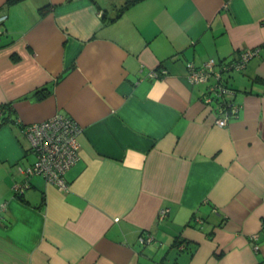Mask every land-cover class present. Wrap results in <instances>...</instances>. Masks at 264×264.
Returning a JSON list of instances; mask_svg holds the SVG:
<instances>
[{
	"label": "crops",
	"instance_id": "crops-1",
	"mask_svg": "<svg viewBox=\"0 0 264 264\" xmlns=\"http://www.w3.org/2000/svg\"><path fill=\"white\" fill-rule=\"evenodd\" d=\"M125 1L0 0V264H264V0ZM210 59L244 64L224 128L188 76ZM56 115L61 186L21 133Z\"/></svg>",
	"mask_w": 264,
	"mask_h": 264
},
{
	"label": "built area",
	"instance_id": "built-area-1",
	"mask_svg": "<svg viewBox=\"0 0 264 264\" xmlns=\"http://www.w3.org/2000/svg\"><path fill=\"white\" fill-rule=\"evenodd\" d=\"M5 20L6 16L0 14V36L3 34ZM252 55L251 52L246 53L242 57L244 63ZM243 65L240 62H234V64L222 62L219 64L214 59H210L198 69L188 65L189 80L192 85H200L205 88L201 100L216 112L218 117L215 123L218 127L227 126L228 120L237 116L239 112L238 107L232 104L233 93L224 83L223 72L240 70ZM152 75L157 77V73ZM80 132L81 130L71 118L62 115H56V117L41 124L23 127L21 133L28 140L31 154L35 157L34 164L27 171H24L25 177L41 176L52 184L63 185V175L80 158L78 142ZM16 191L20 192V189H16ZM152 241V238L148 236L140 242L147 244Z\"/></svg>",
	"mask_w": 264,
	"mask_h": 264
},
{
	"label": "trees",
	"instance_id": "trees-1",
	"mask_svg": "<svg viewBox=\"0 0 264 264\" xmlns=\"http://www.w3.org/2000/svg\"><path fill=\"white\" fill-rule=\"evenodd\" d=\"M21 1H24V0H8V5L12 6L15 3H18ZM141 1H145V0H126L125 3L123 4V6L119 9H117V13H116L115 18L120 17L127 9H129L131 6L135 5V3H138ZM41 11L45 12V9H41ZM111 20H113V18ZM48 94H49V91L45 87H42V89H39L35 92V96H37L39 100H43L45 97L48 96ZM2 110H6V108L2 107ZM172 246L176 247L177 249H180V247L185 246V244L183 242H181L180 240H178V238H175ZM258 264H260V263H258Z\"/></svg>",
	"mask_w": 264,
	"mask_h": 264
},
{
	"label": "rangeland",
	"instance_id": "rangeland-1",
	"mask_svg": "<svg viewBox=\"0 0 264 264\" xmlns=\"http://www.w3.org/2000/svg\"><path fill=\"white\" fill-rule=\"evenodd\" d=\"M201 67V66H200Z\"/></svg>",
	"mask_w": 264,
	"mask_h": 264
}]
</instances>
